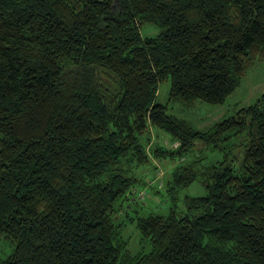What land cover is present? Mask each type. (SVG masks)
<instances>
[{"label":"trees","instance_id":"1","mask_svg":"<svg viewBox=\"0 0 264 264\" xmlns=\"http://www.w3.org/2000/svg\"><path fill=\"white\" fill-rule=\"evenodd\" d=\"M262 51L264 0H0V264H264V94L204 129L155 99L169 77L170 100L221 102ZM150 125L178 140L154 156H222L174 166L131 253L113 216L145 182Z\"/></svg>","mask_w":264,"mask_h":264},{"label":"rangeland","instance_id":"2","mask_svg":"<svg viewBox=\"0 0 264 264\" xmlns=\"http://www.w3.org/2000/svg\"><path fill=\"white\" fill-rule=\"evenodd\" d=\"M158 27L149 21L141 25V33L151 35L158 31ZM169 77L158 82L155 99L165 103L166 110L173 115L186 119L193 127L204 129L221 117L235 113L237 109L253 102L258 96L264 94V51L256 54L247 68L236 88L231 91L221 102H209L196 98L186 105L179 101L169 99ZM140 142L144 144L148 155V162L135 166L134 170L144 180L133 187L141 189L139 193L130 192L123 199L122 209L115 212L113 218L119 222L120 233L126 240L127 250L131 253L147 251L150 244L141 237L136 226L137 217L150 211L167 213L173 200L167 190L166 180L170 177L174 166L179 162H185L197 153L206 155L207 159L221 158L222 150L217 146L195 143L182 157L179 156H154L152 149L157 144L164 147H175L178 140L172 139L170 133L153 125L147 126L140 136ZM133 163L134 160H131ZM206 192L205 186L197 179L179 188L176 192L175 203L178 209L184 208L183 197L185 194L198 195ZM13 244L0 238V259L12 251Z\"/></svg>","mask_w":264,"mask_h":264},{"label":"built area","instance_id":"3","mask_svg":"<svg viewBox=\"0 0 264 264\" xmlns=\"http://www.w3.org/2000/svg\"><path fill=\"white\" fill-rule=\"evenodd\" d=\"M141 191V189H139V188H135V187H132L131 188V192H133V194L135 195V194H142V193H139Z\"/></svg>","mask_w":264,"mask_h":264}]
</instances>
